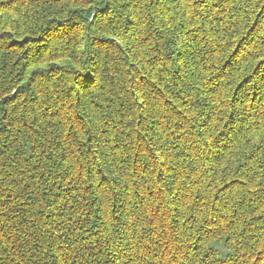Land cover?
Wrapping results in <instances>:
<instances>
[{"label":"trees","instance_id":"trees-1","mask_svg":"<svg viewBox=\"0 0 264 264\" xmlns=\"http://www.w3.org/2000/svg\"><path fill=\"white\" fill-rule=\"evenodd\" d=\"M0 264H264V0H0Z\"/></svg>","mask_w":264,"mask_h":264}]
</instances>
